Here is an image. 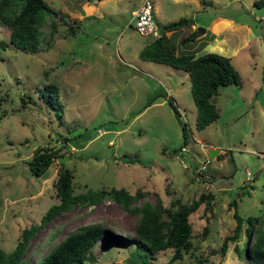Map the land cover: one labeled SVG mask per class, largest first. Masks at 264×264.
Masks as SVG:
<instances>
[{"label":"rangeland","instance_id":"374dc122","mask_svg":"<svg viewBox=\"0 0 264 264\" xmlns=\"http://www.w3.org/2000/svg\"><path fill=\"white\" fill-rule=\"evenodd\" d=\"M47 1L64 18H58L49 45V20L43 26L40 51L7 46L9 32L0 24L1 247L11 250L20 230L38 221L56 200L54 181L61 162L73 171L75 192L112 186L151 190L138 204L154 202L156 193L169 204L210 192L211 208L201 203L190 214L193 247L172 260V248L151 255L137 251L135 216L117 202L106 197L92 205L74 204L29 240L28 264L75 227L95 221L129 242L104 246L98 241L88 264H146L143 258L152 264H262L236 250L242 248L243 236L227 238L224 252L221 247L232 235L235 207L244 218L260 215L264 230V6L254 0H152L156 21L193 16L198 26L214 32L197 54L230 56L241 75V83L220 87L218 119L197 129L188 72L139 57L152 38L133 26L141 0ZM67 24L75 34H69ZM192 29L185 27L183 34ZM48 83L55 85L52 104L38 97ZM29 94L31 100L24 103ZM182 123L191 132L187 143ZM42 145L58 148L64 158L55 157L44 176H38L28 160ZM209 146L221 149L211 156ZM206 157L210 163L197 174Z\"/></svg>","mask_w":264,"mask_h":264},{"label":"trees","instance_id":"16d2710c","mask_svg":"<svg viewBox=\"0 0 264 264\" xmlns=\"http://www.w3.org/2000/svg\"><path fill=\"white\" fill-rule=\"evenodd\" d=\"M203 3L206 0H201ZM254 5L264 6V0H254ZM58 18H64L61 10L55 8L47 0H0V24L4 25L9 34L7 46L12 44L16 49L34 53L42 49L44 38L43 26L49 20V33L46 43L49 45L52 35L57 30ZM195 23L193 16H182L176 20L165 23L157 21L159 33L152 36L139 51V57L144 60H153L182 68L188 72L190 90L196 105L197 129H203L208 124L216 121L220 109L216 105L219 89L229 84L241 83V75L231 62V57L208 51L202 54L197 52L203 48L215 34L206 29L200 35L196 28L183 34L185 27ZM69 34H75L74 26L67 24ZM77 29L79 28L76 26ZM75 27V29H76ZM199 35V36H198ZM6 43H3L5 48ZM55 91V85L48 83L39 89L38 97L49 104L50 97ZM50 94V95H49ZM28 98V100H26ZM23 97V102L31 100L30 94ZM52 98V97H51ZM174 111L177 107L170 101ZM184 143L191 137V132L186 123L181 124ZM64 139H69L65 136ZM184 146V145H183ZM63 153L58 148L42 145L34 148L28 165L32 173L42 175L47 172L53 159L59 158ZM56 174L54 181L56 200L41 214L38 221L24 226L19 234L15 246L7 251L0 245V264H28L27 250L29 240L38 229L49 222L62 210L70 209L74 204L92 205L104 200L106 197L117 202L127 213L135 216L134 231L136 234L135 247L145 250L149 254L160 250L172 248L171 259L181 258L184 252L193 247L192 224L189 216L201 203L205 209L211 208L210 192H201L200 195L189 202L180 200L166 203V199L156 193L154 202L145 200L136 203L142 195L152 192L149 189L135 188L134 191L120 187H101L75 192L73 171L64 167L63 163ZM201 174V173H199ZM169 191V184L165 186ZM236 206V200H231ZM233 216L235 224L232 235L223 241L221 251H225L227 238H241L243 246L236 250H245L246 258L256 263L264 264V230L261 227L260 215H248L245 218L237 207ZM244 221L246 225L243 228ZM207 230L204 226L203 232ZM101 241L104 246L110 243L124 245L127 237L116 234L102 221L81 224L69 231L62 239L56 242L35 264H88L95 259L94 246ZM144 263L152 264L144 259Z\"/></svg>","mask_w":264,"mask_h":264},{"label":"built area","instance_id":"2783aa9c","mask_svg":"<svg viewBox=\"0 0 264 264\" xmlns=\"http://www.w3.org/2000/svg\"><path fill=\"white\" fill-rule=\"evenodd\" d=\"M153 11L154 6L152 0H141L139 6L133 11V26L140 34L153 36L158 35L159 27L154 17ZM99 131L102 132L101 130ZM181 149L186 150V147L182 146ZM209 163V157L203 159L199 168H197L196 173L199 174L206 170Z\"/></svg>","mask_w":264,"mask_h":264},{"label":"water","instance_id":"95a60500","mask_svg":"<svg viewBox=\"0 0 264 264\" xmlns=\"http://www.w3.org/2000/svg\"><path fill=\"white\" fill-rule=\"evenodd\" d=\"M197 30H199V31H205L206 28H204V27L202 28L201 26H198V27H197ZM218 150H219V148H212V147H209V148H208V152H209V154H210L211 156H215V155L217 154ZM63 158H64V157H60V158H59V161H63Z\"/></svg>","mask_w":264,"mask_h":264},{"label":"crops","instance_id":"0c3cea01","mask_svg":"<svg viewBox=\"0 0 264 264\" xmlns=\"http://www.w3.org/2000/svg\"><path fill=\"white\" fill-rule=\"evenodd\" d=\"M135 9H136V8H135ZM192 26H193V28H196V29H197L198 25H197L196 21H195V23H194ZM213 33H214V32H213ZM214 34H215V33H214ZM200 35H201V34H200ZM198 36H199V35H198ZM209 147H211V146H209ZM209 147H208V148H209ZM212 148H214V147H212ZM220 149H221V148H219L218 152L220 151ZM218 152H217V153H218Z\"/></svg>","mask_w":264,"mask_h":264}]
</instances>
